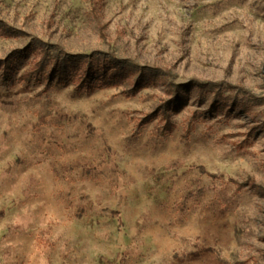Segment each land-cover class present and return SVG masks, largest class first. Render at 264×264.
<instances>
[{
    "label": "rangeland",
    "instance_id": "obj_1",
    "mask_svg": "<svg viewBox=\"0 0 264 264\" xmlns=\"http://www.w3.org/2000/svg\"><path fill=\"white\" fill-rule=\"evenodd\" d=\"M0 264H264V0H0Z\"/></svg>",
    "mask_w": 264,
    "mask_h": 264
},
{
    "label": "trees",
    "instance_id": "obj_2",
    "mask_svg": "<svg viewBox=\"0 0 264 264\" xmlns=\"http://www.w3.org/2000/svg\"><path fill=\"white\" fill-rule=\"evenodd\" d=\"M33 45L36 47V49H39L41 58L30 72L29 78L35 74L40 75L45 69H47V65L51 64L49 75L50 78H52L51 81L55 80L57 84L67 83L69 80L75 81L77 79H80L82 84H86L91 75H98L100 71L106 70V68L99 66L105 65V63H107L110 59L108 55L102 53H94L91 56H70L63 53L58 47L45 44L41 41H37ZM8 64L9 63L6 62L5 66L3 67L6 73L9 69ZM81 65L84 67L80 68L79 66ZM125 66L130 67L126 64V61L123 63L119 62L115 67L118 69L109 71L111 72V75L115 77L125 70ZM143 71L149 75H153L157 72L150 69H143ZM200 89L214 93L221 90L220 85H204L200 87ZM175 103V101L170 102L171 107H173ZM164 109H166V107H164L163 110Z\"/></svg>",
    "mask_w": 264,
    "mask_h": 264
}]
</instances>
